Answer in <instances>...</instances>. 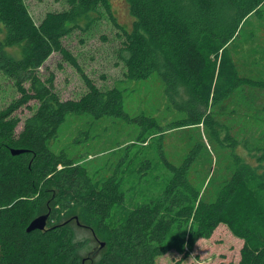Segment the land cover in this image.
<instances>
[{"label": "trees", "instance_id": "obj_1", "mask_svg": "<svg viewBox=\"0 0 264 264\" xmlns=\"http://www.w3.org/2000/svg\"><path fill=\"white\" fill-rule=\"evenodd\" d=\"M123 1L129 29L117 22L110 0H69L68 8L47 12L39 23L24 0H0V72L15 81L20 94L0 110V264H160L156 258L170 250L187 256L219 224L243 242L237 264H264V144L251 147L255 165L234 154L231 172L220 181L201 139L180 165L162 157L169 178L158 194L134 206L126 202L117 169L95 182L63 151L50 148L69 113L121 118L142 132L159 130L152 116L124 110L121 89L96 86L64 46L72 31L90 29L103 16L123 36L119 58L127 79L157 73L174 103L184 97L187 115L177 126L201 124L210 142L214 137L223 145L201 107L225 102L243 81L251 88L264 85V80L240 77L227 52L243 21L260 13L264 0ZM15 46L19 57L10 50ZM53 53L82 77L87 90L80 98L60 99L53 74L38 75ZM31 100L33 113L17 132L15 111ZM228 137L226 146L238 145L236 137ZM246 143L243 139L249 148ZM10 148L27 151L12 155ZM202 152L206 157L199 163L206 171L195 168ZM46 212V228L27 232L29 222ZM73 222L91 231L95 247L104 242L96 258L81 254L85 241L77 239Z\"/></svg>", "mask_w": 264, "mask_h": 264}, {"label": "rangeland", "instance_id": "obj_2", "mask_svg": "<svg viewBox=\"0 0 264 264\" xmlns=\"http://www.w3.org/2000/svg\"><path fill=\"white\" fill-rule=\"evenodd\" d=\"M24 1L36 23L47 12L62 11L69 6V0ZM110 2L117 22L129 29L131 18L124 1ZM122 39L120 30L103 16L90 29L72 31L64 38V46L77 58L85 74L96 86L103 90L113 87L121 89L124 110L130 116H152L160 126L155 129L159 130L142 132V127L121 118H94L87 113H69L58 129L56 140L50 145L53 151H63L82 166L95 182L109 177L117 169L116 173L122 178L126 190V202L130 206L158 194L164 186L170 173L164 167L162 157L180 165L190 147L200 139L208 150L213 166L216 164L218 181L231 172L234 154L256 164L257 155L253 149L264 144V108H261L264 105V85L251 88L243 81L225 102L217 100L201 107L212 119V126L223 142L220 146L213 142L214 137L210 142L206 136L207 130L201 124L177 126V122L187 115L182 107L184 97L182 94L175 97L174 103L157 73L146 79H127L125 66L119 58ZM10 50L16 57L20 56L19 47ZM227 52L232 56L240 77L264 80V4L260 13L252 14L243 21L234 40L228 45ZM50 74L54 76V90L62 100L78 99L87 90L78 71L62 60L59 53H53L38 69L41 79ZM24 85L28 87L29 82L26 81ZM19 96L15 81L0 72V110ZM34 108L35 101L31 100L15 111L20 117L17 132ZM157 131L160 133L156 134ZM228 136L236 137L238 145L234 148L226 146ZM243 139L249 148L242 144ZM204 153L195 168L206 171L205 163H199L202 158L204 161ZM73 226L77 239L85 241L80 252L86 255L98 242L89 229L75 226L74 222ZM242 243L226 225L219 224L210 237L198 239L187 256L170 250L156 260L160 264H237Z\"/></svg>", "mask_w": 264, "mask_h": 264}, {"label": "water", "instance_id": "obj_3", "mask_svg": "<svg viewBox=\"0 0 264 264\" xmlns=\"http://www.w3.org/2000/svg\"><path fill=\"white\" fill-rule=\"evenodd\" d=\"M26 151H27L26 149H22V148H10V152L12 155L20 154V153H23ZM48 217H49V212L42 213V214L35 216L27 225L26 231L30 232V231L35 230V229H39V230L45 229ZM75 219L77 221V218H75ZM77 223H79V222L77 221ZM103 246H104V242L100 241L98 247H95L90 252H88L87 258L91 259V258L95 257L98 249L103 247ZM82 262H84V259L82 260Z\"/></svg>", "mask_w": 264, "mask_h": 264}]
</instances>
